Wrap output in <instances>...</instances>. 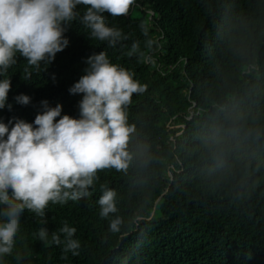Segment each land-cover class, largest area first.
Instances as JSON below:
<instances>
[{
	"label": "trees",
	"instance_id": "1",
	"mask_svg": "<svg viewBox=\"0 0 264 264\" xmlns=\"http://www.w3.org/2000/svg\"><path fill=\"white\" fill-rule=\"evenodd\" d=\"M105 16L127 39L111 47L73 22L46 69L28 80L23 58L9 69L12 108L0 119L32 122L43 100L78 117L69 88L103 50L148 86L127 108L132 159L99 170L90 195L45 210L49 239L67 222L79 255L40 241V218L25 211L6 264H264V0H134L127 15ZM21 93L30 104L16 103ZM102 185L116 192L107 219Z\"/></svg>",
	"mask_w": 264,
	"mask_h": 264
},
{
	"label": "clouds",
	"instance_id": "2",
	"mask_svg": "<svg viewBox=\"0 0 264 264\" xmlns=\"http://www.w3.org/2000/svg\"><path fill=\"white\" fill-rule=\"evenodd\" d=\"M134 0H0V110L6 107L11 90L9 69L26 61L24 79L40 73L58 52L69 44L65 35L73 22L86 27L88 38L115 47L127 39L122 29L106 24V16L127 15ZM81 6L82 9H81ZM135 47V46H134ZM87 67L69 88L80 94L79 115H62V105L41 101L42 110L32 122L12 117L0 119V264L12 256L21 231L25 211L40 218L35 235L47 244L62 245V254L79 255L81 242L76 228L64 222L49 239L45 210L52 205L90 195L98 171L127 170L132 159L128 148L134 126L128 123L127 108L134 94L147 85L134 73L110 61L101 50L85 60ZM16 103L28 105L32 97L21 93ZM97 203L99 215L107 219L117 213L116 192L101 186ZM122 219L109 221V229L119 232ZM63 236V238H61Z\"/></svg>",
	"mask_w": 264,
	"mask_h": 264
},
{
	"label": "rangeland",
	"instance_id": "3",
	"mask_svg": "<svg viewBox=\"0 0 264 264\" xmlns=\"http://www.w3.org/2000/svg\"><path fill=\"white\" fill-rule=\"evenodd\" d=\"M136 13L135 12H132V15H135Z\"/></svg>",
	"mask_w": 264,
	"mask_h": 264
}]
</instances>
